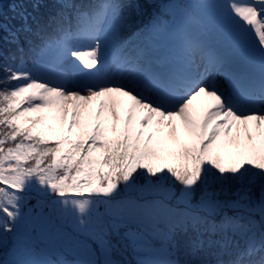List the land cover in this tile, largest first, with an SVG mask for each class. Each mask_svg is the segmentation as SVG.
<instances>
[{
    "label": "snow or ice",
    "instance_id": "obj_1",
    "mask_svg": "<svg viewBox=\"0 0 264 264\" xmlns=\"http://www.w3.org/2000/svg\"><path fill=\"white\" fill-rule=\"evenodd\" d=\"M44 6L0 3V251L70 218L35 264H264V0ZM161 16L168 68L124 39Z\"/></svg>",
    "mask_w": 264,
    "mask_h": 264
},
{
    "label": "trees",
    "instance_id": "obj_2",
    "mask_svg": "<svg viewBox=\"0 0 264 264\" xmlns=\"http://www.w3.org/2000/svg\"><path fill=\"white\" fill-rule=\"evenodd\" d=\"M19 0H11L8 5H3V11L7 13L9 16L12 15V12L10 11V5L13 3H18ZM42 5H45L41 9L37 10L34 12V15L37 17L43 19L46 18V15L49 13H52L55 11V5L57 0H40ZM83 2H87V0H83ZM171 0H124V4L128 5H143L145 7L146 13H151L152 15H157L158 14V7L159 6V12H163V7L162 5L165 3H169ZM194 0H190V3H193ZM147 5V6H145ZM31 11V9H29ZM130 11L133 14V19L138 20L139 18L135 16V8H131ZM164 21V25H167V21L169 17L167 16H161L160 17ZM145 24L147 23L149 17L148 15H145L143 18ZM160 28L159 31H150L148 28L144 26V24H134L130 29L126 30L124 33V39L129 40V42L132 44L133 47L139 46L142 49H145L146 47H143L146 43L145 40H149L150 38H155L156 35L162 30V27ZM140 34V39H136V34ZM22 44H23V38H22ZM25 47V56L26 58L28 57L27 53V45H24ZM129 49V47H128ZM5 50L9 53L15 52V45L9 44L5 46ZM2 75V73H0ZM199 196L197 195L194 197V200H198ZM35 201H32V204H34ZM96 210L99 213H104L105 212V206L103 204L97 205ZM54 224L47 223L45 225H42V221H37V228L35 232H31L30 239L26 245H23L21 247L20 245L14 246L12 244L8 245L7 251H0V264H3L2 261H26V262H32V264H35V262H40L45 259L52 258V247L50 243V239L52 234L55 232L56 229L63 228L65 230L70 229V225L72 223L71 219L69 218L68 220L64 219H54ZM63 221V222H62ZM37 238L40 243H43L45 245L39 247L35 245L34 239ZM59 258L61 259H69L72 260L75 258L74 253H68L64 256H60ZM131 259L132 257H128Z\"/></svg>",
    "mask_w": 264,
    "mask_h": 264
},
{
    "label": "rangeland",
    "instance_id": "obj_3",
    "mask_svg": "<svg viewBox=\"0 0 264 264\" xmlns=\"http://www.w3.org/2000/svg\"><path fill=\"white\" fill-rule=\"evenodd\" d=\"M11 0H8L7 2H4L2 4L8 5ZM168 37L164 35L162 42L164 43V40L166 39V46L163 47V43L160 42H151L149 44L150 49V62L159 63V55H162L165 57V60L172 61L176 60V62L179 59V38L175 40H169ZM222 83V82H221ZM32 203V201H31ZM47 216V210H45V217ZM39 221H42V225H45L49 223L45 218H41ZM63 222V221H62ZM50 224H54V221H52ZM55 225V224H54ZM29 240H27L25 243L21 244L20 246L23 247V245H26ZM35 245L41 247L45 244L40 243L37 238L34 239Z\"/></svg>",
    "mask_w": 264,
    "mask_h": 264
},
{
    "label": "water",
    "instance_id": "obj_4",
    "mask_svg": "<svg viewBox=\"0 0 264 264\" xmlns=\"http://www.w3.org/2000/svg\"><path fill=\"white\" fill-rule=\"evenodd\" d=\"M8 0H0V3L7 2Z\"/></svg>",
    "mask_w": 264,
    "mask_h": 264
}]
</instances>
